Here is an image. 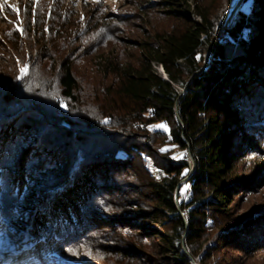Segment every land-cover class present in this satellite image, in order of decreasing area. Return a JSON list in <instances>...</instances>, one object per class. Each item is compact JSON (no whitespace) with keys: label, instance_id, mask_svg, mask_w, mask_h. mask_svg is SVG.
Wrapping results in <instances>:
<instances>
[{"label":"trees","instance_id":"obj_1","mask_svg":"<svg viewBox=\"0 0 264 264\" xmlns=\"http://www.w3.org/2000/svg\"><path fill=\"white\" fill-rule=\"evenodd\" d=\"M206 1L159 0L155 9L177 16L180 27L153 34L143 42L132 41L140 50L135 62L132 58L121 61L111 48L107 54L100 53L104 81L91 93L97 104L94 111L80 112L84 89L72 55L60 61L59 98H52L49 83L41 81L36 86L32 72L21 79L18 74L7 76L0 83L1 236L15 238L10 225L22 218L23 209L36 207L41 222L37 246L49 256L47 261L90 264L75 252L108 249L106 239L98 236L106 222L101 213L113 193H121L139 214H134V220L114 222L131 229L141 221L157 242L164 264H194L193 258L199 255L196 247L215 229L221 237L212 246L213 252L222 245L246 256L264 249V211L258 212V220L242 222L234 209L258 183L240 175L237 166L247 155L260 153L247 133L255 130L259 139L264 135V100L247 108L253 97L264 99V0H245L227 27L223 12H214ZM231 1L224 0V6ZM193 4L200 20L192 16ZM32 10L31 6L26 12L21 5L22 19L29 15L31 21ZM34 20L32 37L38 44L45 41L55 48L63 38L62 47L73 49L83 38L71 29L67 16L58 29L50 25L45 31L39 28L37 6ZM19 29L23 37L20 31L9 36L17 42L27 41L31 35L26 27ZM9 36L0 31V48L8 44L18 52ZM49 49L50 59L56 60V53ZM154 64L164 68L168 80ZM161 122L170 127L171 143L181 151L190 150L194 159L191 177L183 184L190 173L186 156L177 160L159 153L155 146L158 132L148 130ZM30 139L38 147L22 160L21 170L16 160ZM144 157L152 161L158 176ZM39 158L37 169L27 167ZM48 161L55 172L35 181L36 172L46 174L52 168ZM16 171L24 178L20 186ZM258 172L263 181L264 165ZM184 184L189 193L183 197ZM28 190L33 193L30 200ZM53 208L60 210L55 222L48 218ZM198 263L204 264L203 259Z\"/></svg>","mask_w":264,"mask_h":264},{"label":"rangeland","instance_id":"obj_2","mask_svg":"<svg viewBox=\"0 0 264 264\" xmlns=\"http://www.w3.org/2000/svg\"><path fill=\"white\" fill-rule=\"evenodd\" d=\"M223 1L207 0L206 5H211L214 12H223L225 16L223 26L227 27L235 21L245 0H232L229 5L228 3L226 4V7ZM54 2L55 0H0V4H4L3 9L0 10V31L6 32L9 36V33L18 31V28L24 26L29 36L31 35L25 42H17L14 36H9L12 37V39L10 38L11 42L19 48L18 52L13 51L8 44L0 48V69H4V71L0 72V83L6 80L7 76L12 75L14 77L16 74L20 76V68L26 64L28 66L26 74L32 72L36 86H39L42 83L41 81L49 83L51 88L48 89L52 94V98H59V93L61 92L58 81L60 61L68 55H72L75 72L79 77L81 87L84 89L81 97L85 104L80 112H83V110L87 112L96 110L95 106L97 104L92 99L91 93L99 83L104 81L103 71H105L102 68L99 71L100 63L104 62L99 59L98 55L100 53L107 54L111 48L116 55L120 56L121 61H128L132 58L135 62L140 50L137 47H133L134 45L132 44L134 43L132 41L143 42L150 39L153 34L169 32L179 28L181 24L177 16L172 13L162 9H155L154 5L159 0H58L55 4L56 7L52 8ZM9 5L15 6L18 12L9 7ZM21 5L25 11L30 9L31 6L33 7V18L31 17V21L29 15L26 16V20L22 19L20 14ZM194 5H192V16L194 19L200 20ZM37 6L40 8V29L43 28L48 31L47 29L51 25L56 30L60 26V22L64 21L67 16L72 23L71 29L75 30L77 35L83 34V38L80 41L77 39L78 43L74 44L73 49H71L72 47L70 49L69 47H62L64 44L63 38L57 41V47L55 48H52L51 44L45 43V41L44 44H38L34 41L35 37L34 35L32 37V33L36 30L34 27V10ZM52 10L55 11L54 14L51 13ZM30 22L33 23L32 26L29 25ZM20 35L23 37L21 32ZM49 48L56 53V60L50 59L47 54L50 50ZM205 58L207 61L209 60L208 54L205 55ZM153 66L166 78L167 74L162 66L156 64ZM259 100L263 102L264 99H261L260 96L253 97L250 103H247V108H250L253 104H258ZM160 124L167 125V128L151 126L148 130L150 133L158 132L155 146L158 148L159 153L163 152V154H169L170 157L174 158L180 153L185 154L182 158L186 156V160L190 165V173L181 181L180 184H183L191 177L194 169V159L190 150L181 151L176 145L171 143L169 125L165 122L156 125ZM256 129L263 130L260 127ZM247 135L251 141L258 145L260 153L257 156L247 155L237 166L240 175L250 176L252 180L255 179L254 182L256 181V183L258 180L257 187L253 188L254 191L244 194L234 208L236 216L240 217L241 215L243 217L242 222L253 218L258 220V212L264 211V180L260 181V175L258 176L260 172V170L258 172V169L264 165V135L259 139V133L255 130L249 131ZM37 147L38 142L30 139L20 148V159L16 160L19 169L22 170L23 168L22 160L30 155L32 148L35 149ZM162 149L167 150L162 151ZM36 154H40L39 150ZM144 158L148 167L151 171L153 170V174L158 176L159 172L154 169L152 161L148 157ZM40 162L39 158L33 163H27V167L29 169L32 168L31 170L34 171L40 165ZM53 164L55 165V162ZM51 167L46 170V174L39 172L40 170L36 172L35 181H42L46 177L49 178L50 174H53L56 170L55 166ZM14 173L20 186L21 181L24 179L23 175L21 171ZM130 180L135 179L131 178ZM188 193L189 186L184 184L182 186V196L184 197ZM177 194L178 190L175 195L178 201ZM32 196V191H26V197L29 200ZM123 196L121 193H113L109 199L110 204L107 207H103L104 209L101 213L106 222L99 228L98 236L106 239V242H103L108 249L92 251L88 248H80L77 249L75 254L79 259L87 258L90 264H164V258L159 253L157 242L153 236L147 233L148 231L145 225L140 223L141 221H139V225L136 228L132 227L131 229L120 228L114 222L117 219L122 221L134 220V214H139V209L127 203ZM35 205H38V202ZM61 206H63V203H61ZM30 207L26 210L23 209L22 218L10 225L15 238L0 235V264H50L47 261L49 256L47 257V254L44 255L39 246H37L39 243L36 240L38 236L37 226H41V222L37 219L39 210L36 207L34 209ZM58 211L60 212V210ZM58 211L53 208L48 214L49 220L55 222L58 218ZM220 237V230L215 229L200 244V247H196L199 255L197 258H193L194 264H199L198 261L201 259H203L204 264H264V249L246 256L231 250L227 251L222 248V245L220 250L213 252L212 246L219 243ZM209 251L211 253H208ZM60 263L69 264L67 261H61Z\"/></svg>","mask_w":264,"mask_h":264},{"label":"snow or ice","instance_id":"obj_3","mask_svg":"<svg viewBox=\"0 0 264 264\" xmlns=\"http://www.w3.org/2000/svg\"><path fill=\"white\" fill-rule=\"evenodd\" d=\"M4 7V4H0V10H2ZM9 7H12L13 10L17 11L18 12V9H15V6H12V5H9ZM18 31L21 32V34H23V30L22 29H17ZM9 35H11V33H9ZM27 68L28 66L25 64L23 67L20 68V76L17 77V79H21L24 75H26L27 73ZM152 127H159V128H167V125L165 124H160V125H154ZM167 149H162V151H166ZM185 154L184 153H180L178 154L175 158L176 159H180L184 156Z\"/></svg>","mask_w":264,"mask_h":264},{"label":"water","instance_id":"obj_4","mask_svg":"<svg viewBox=\"0 0 264 264\" xmlns=\"http://www.w3.org/2000/svg\"><path fill=\"white\" fill-rule=\"evenodd\" d=\"M166 79L168 80V76H166Z\"/></svg>","mask_w":264,"mask_h":264}]
</instances>
